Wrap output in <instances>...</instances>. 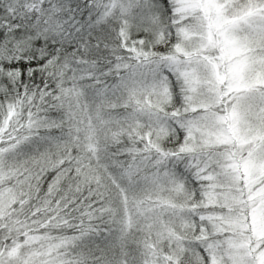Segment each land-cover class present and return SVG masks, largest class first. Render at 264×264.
<instances>
[{
    "label": "snow or ice",
    "instance_id": "1",
    "mask_svg": "<svg viewBox=\"0 0 264 264\" xmlns=\"http://www.w3.org/2000/svg\"><path fill=\"white\" fill-rule=\"evenodd\" d=\"M0 264H264V0H0Z\"/></svg>",
    "mask_w": 264,
    "mask_h": 264
}]
</instances>
